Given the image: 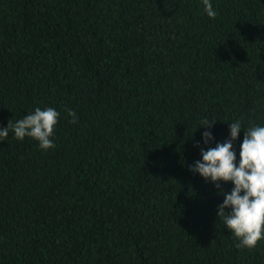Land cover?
<instances>
[{"label": "trees", "instance_id": "16d2710c", "mask_svg": "<svg viewBox=\"0 0 264 264\" xmlns=\"http://www.w3.org/2000/svg\"><path fill=\"white\" fill-rule=\"evenodd\" d=\"M211 3L0 0V127L60 112L53 149L0 142V264H264L189 171L207 119L264 124V0Z\"/></svg>", "mask_w": 264, "mask_h": 264}, {"label": "clouds", "instance_id": "9594fccd", "mask_svg": "<svg viewBox=\"0 0 264 264\" xmlns=\"http://www.w3.org/2000/svg\"><path fill=\"white\" fill-rule=\"evenodd\" d=\"M202 3L206 15L215 18L217 13L211 0H202ZM67 115L71 123H78L75 111L67 110ZM59 118L60 112L54 107H36L22 118L10 119L7 126L0 127V142L6 141L11 132L19 141L26 137L35 140L39 148L47 152L55 147L52 137ZM216 122L207 119L199 127L205 129L201 141L196 143L200 159L189 166V171L219 189L223 200L217 205L218 220L235 237L237 248L251 250L264 240V124L242 128V121L234 119L228 123V138L220 143L215 142ZM242 131L244 137L237 161L234 143ZM214 142L215 147H209ZM228 183L232 188L224 191L221 185Z\"/></svg>", "mask_w": 264, "mask_h": 264}]
</instances>
